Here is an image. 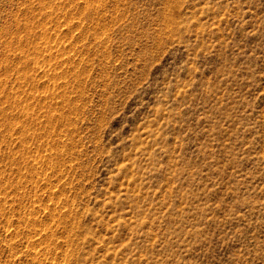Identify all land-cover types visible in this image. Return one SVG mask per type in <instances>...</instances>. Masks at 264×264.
<instances>
[{
	"label": "rangeland",
	"instance_id": "374dc122",
	"mask_svg": "<svg viewBox=\"0 0 264 264\" xmlns=\"http://www.w3.org/2000/svg\"><path fill=\"white\" fill-rule=\"evenodd\" d=\"M0 264H264V0H0Z\"/></svg>",
	"mask_w": 264,
	"mask_h": 264
}]
</instances>
